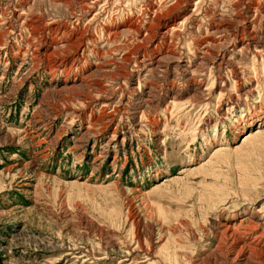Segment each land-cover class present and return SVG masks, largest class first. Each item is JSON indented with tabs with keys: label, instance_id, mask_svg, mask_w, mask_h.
I'll use <instances>...</instances> for the list:
<instances>
[{
	"label": "rangeland",
	"instance_id": "obj_1",
	"mask_svg": "<svg viewBox=\"0 0 264 264\" xmlns=\"http://www.w3.org/2000/svg\"><path fill=\"white\" fill-rule=\"evenodd\" d=\"M0 264H264V0H0Z\"/></svg>",
	"mask_w": 264,
	"mask_h": 264
}]
</instances>
